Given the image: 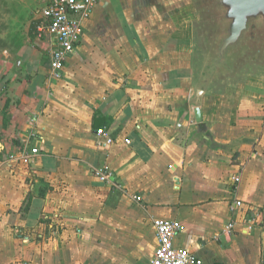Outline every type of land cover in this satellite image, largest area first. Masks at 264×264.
Here are the masks:
<instances>
[{"label": "crops", "instance_id": "obj_1", "mask_svg": "<svg viewBox=\"0 0 264 264\" xmlns=\"http://www.w3.org/2000/svg\"><path fill=\"white\" fill-rule=\"evenodd\" d=\"M196 19L190 0H106L61 78L48 37L0 56V264H147L154 218L203 264H264V74L197 101Z\"/></svg>", "mask_w": 264, "mask_h": 264}, {"label": "built area", "instance_id": "obj_2", "mask_svg": "<svg viewBox=\"0 0 264 264\" xmlns=\"http://www.w3.org/2000/svg\"><path fill=\"white\" fill-rule=\"evenodd\" d=\"M106 0H47L39 8V20L35 28L39 37H48V54L51 75L55 79L62 76L68 56L80 45L83 36V21L86 20L93 7ZM97 136L103 144L113 142V138L104 130L98 129ZM129 143V140H125ZM37 153V149H33ZM28 157H24L27 162ZM95 176L104 182L109 181V175L101 169H96ZM234 183L240 181V176L232 177ZM241 206L236 200L231 210ZM156 234L157 245L153 256L147 264H203V261L193 252L176 247L173 243L175 236L181 230V224L176 220L154 218L152 221ZM234 221L228 222L222 231L230 234L234 228ZM251 226H248L250 229ZM26 264V263H25Z\"/></svg>", "mask_w": 264, "mask_h": 264}, {"label": "water", "instance_id": "obj_3", "mask_svg": "<svg viewBox=\"0 0 264 264\" xmlns=\"http://www.w3.org/2000/svg\"><path fill=\"white\" fill-rule=\"evenodd\" d=\"M202 3L205 11L214 12L219 35L210 61L202 70L196 90L197 101L211 81L223 72L232 71L231 62L246 50L249 43L264 41V0H202ZM9 12L8 3L0 0V56L4 59L12 58L11 47L3 39L4 21ZM195 13L199 16V8H195ZM194 118L196 122L202 120L199 106L194 108Z\"/></svg>", "mask_w": 264, "mask_h": 264}, {"label": "rangeland", "instance_id": "obj_4", "mask_svg": "<svg viewBox=\"0 0 264 264\" xmlns=\"http://www.w3.org/2000/svg\"><path fill=\"white\" fill-rule=\"evenodd\" d=\"M8 3L10 12L8 13L5 22V31L3 32V39L11 46L13 50H19L21 47L36 48V43H41L45 40L39 37L38 32L35 28L36 20H32L31 11L33 7H41L43 2L40 4L27 0H4ZM196 3L199 8V19H196L195 28L197 40L196 48L200 56L199 69H203L210 61L211 51L216 45V40L219 35V26L214 18V15L210 11H205V6L202 0H192ZM37 4V5H36ZM37 7V8H38ZM39 9V8H38ZM7 34L14 37L16 40L15 45L11 44L6 38ZM13 39V38H12ZM42 51L41 49H39ZM232 71L223 72L214 79V84L221 83L222 80H228L229 78L234 81H243L247 75L264 74V41H256L249 43L246 50L243 51L238 57L232 62ZM62 226V225H61ZM64 226V225H63ZM65 229V227H64ZM76 233L82 234L78 224H75L72 228ZM61 235V233L59 234ZM51 240V237H46V242ZM32 259L30 260V262ZM29 264V263H28Z\"/></svg>", "mask_w": 264, "mask_h": 264}]
</instances>
